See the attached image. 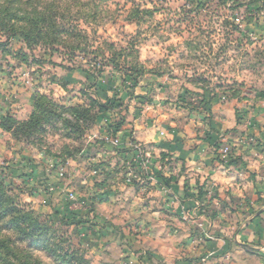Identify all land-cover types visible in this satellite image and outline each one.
Segmentation results:
<instances>
[{"label":"rangeland","instance_id":"374dc122","mask_svg":"<svg viewBox=\"0 0 264 264\" xmlns=\"http://www.w3.org/2000/svg\"><path fill=\"white\" fill-rule=\"evenodd\" d=\"M260 1L110 0L101 6L98 24L84 28L87 54L72 57L44 47L29 51L18 37L0 46V124L7 117L26 122L37 96L66 119L73 118L64 109L85 111L78 129L51 119L21 141L0 128L6 134H0V154L6 151L9 157L0 162V182L86 258V245L78 243L74 227L61 220L64 209L71 206L82 213L84 223L91 202L102 196L100 187L108 173L143 188L141 194L148 187L133 170L134 156L119 155L105 140L112 137L117 121L123 118L122 131L129 133L138 116L150 119L148 114L153 113L154 120L168 122L181 112L187 120L192 116L194 130H213L220 140L229 132L238 133L236 128L246 121L264 117ZM133 5L148 11L138 15L139 24L127 20ZM4 41L0 37V45ZM93 53L100 57L95 59ZM225 105H231L236 125L232 129L227 128L228 114L222 112ZM250 112L252 118H246ZM147 151L143 148L144 154ZM112 152L120 159L114 160ZM137 178L144 183H137ZM32 255L42 264H60L41 251ZM1 263L14 261L7 258Z\"/></svg>","mask_w":264,"mask_h":264},{"label":"crops","instance_id":"0c3cea01","mask_svg":"<svg viewBox=\"0 0 264 264\" xmlns=\"http://www.w3.org/2000/svg\"><path fill=\"white\" fill-rule=\"evenodd\" d=\"M229 106L222 112L232 129ZM148 116H138L132 131H122L124 126L116 136L119 149L130 140L148 149L145 169L132 165L148 187L141 194L113 173L105 176L102 201L91 202L86 221L75 229L86 258L92 264H264L262 114L218 139L220 148L213 130L191 127L192 116L177 112L168 122ZM225 146L230 153H221ZM4 152L0 162L9 158ZM199 188L206 192L200 202Z\"/></svg>","mask_w":264,"mask_h":264},{"label":"trees","instance_id":"16d2710c","mask_svg":"<svg viewBox=\"0 0 264 264\" xmlns=\"http://www.w3.org/2000/svg\"><path fill=\"white\" fill-rule=\"evenodd\" d=\"M108 1L110 0H0V37L5 38L0 46L3 47L18 37L29 51L44 47L55 52L64 50L72 57L76 53L87 54L88 33L84 28L98 24L101 6ZM260 3L262 9L264 1L261 0ZM127 14L129 22L139 24L141 18L138 15L148 14V11H140L133 5ZM93 54L95 59L100 57L96 53ZM102 72L103 64L98 70V73ZM48 105L54 108L44 97L37 96L26 122H17L14 118L7 117L0 124V128L17 141L30 138L42 129L43 123H49L51 119H59L62 125L78 129V120L83 117L85 111L64 109L71 114L73 119L70 120L55 115ZM125 124L123 118L117 121L110 132L112 137H116ZM217 140L214 137L215 146L220 148ZM129 142L134 143L132 140ZM118 150L121 156L135 154V151L129 148ZM165 157L162 153V162ZM163 181L168 183L165 179ZM205 193L199 188L196 201H202ZM98 198L99 201L103 199L102 196ZM68 208L66 207L60 215L61 220L76 229L82 224V215ZM22 244L26 247L21 248ZM33 251H41L60 264H92L71 246L68 239L57 235L51 227L40 222L27 206L19 203L0 182V264L7 258L13 259L14 263L11 264H42L33 257Z\"/></svg>","mask_w":264,"mask_h":264},{"label":"built area","instance_id":"2783aa9c","mask_svg":"<svg viewBox=\"0 0 264 264\" xmlns=\"http://www.w3.org/2000/svg\"><path fill=\"white\" fill-rule=\"evenodd\" d=\"M105 140H107L112 145V147H114V148L119 149V147L121 146V143L117 137H110L109 139H105ZM126 146L127 147H125V148H129V149H132L135 151L134 158L131 161L132 165H136L140 170L145 169V166L147 164V158H146V155L143 153L142 146L139 144H134V143H130V142H128L126 144ZM228 151H229V147H225L222 149L223 154H227ZM136 182L137 183H139V182L144 183L143 181H141V179L139 180L138 178H137ZM139 190L142 192L143 188H139ZM68 200L69 201L74 200V197L72 194L68 195ZM69 210H73V208L71 206H69Z\"/></svg>","mask_w":264,"mask_h":264}]
</instances>
